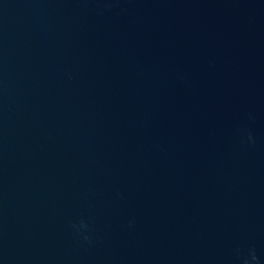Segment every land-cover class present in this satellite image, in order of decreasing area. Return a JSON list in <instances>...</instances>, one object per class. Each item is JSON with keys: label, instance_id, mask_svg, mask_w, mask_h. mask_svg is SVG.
Here are the masks:
<instances>
[{"label": "water", "instance_id": "obj_1", "mask_svg": "<svg viewBox=\"0 0 264 264\" xmlns=\"http://www.w3.org/2000/svg\"><path fill=\"white\" fill-rule=\"evenodd\" d=\"M0 264H264V0H0Z\"/></svg>", "mask_w": 264, "mask_h": 264}]
</instances>
